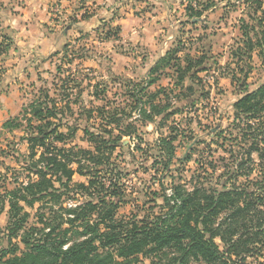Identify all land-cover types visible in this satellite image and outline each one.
I'll return each mask as SVG.
<instances>
[{
	"label": "rangeland",
	"instance_id": "1",
	"mask_svg": "<svg viewBox=\"0 0 264 264\" xmlns=\"http://www.w3.org/2000/svg\"><path fill=\"white\" fill-rule=\"evenodd\" d=\"M47 1L0 0V249L16 247L18 255L26 250L20 242L22 230L12 236L11 243L1 238L10 226L7 192L35 178L23 163L29 155L26 138L32 129L25 118L30 116L26 108L31 102H45L58 115L48 116L52 124H57L59 134L49 138L57 147L93 151V140L84 128L92 134L110 130L111 138L121 136L115 150L106 154L107 162L97 167L109 166L110 170H102L97 176L106 185L115 181L124 194L115 218L140 220L165 212L163 198L170 189L179 186L185 191L210 190L211 184L224 182L228 168L244 161L241 154L247 144L234 122L233 103L244 92L264 83V63L256 47L249 59L233 54L238 46H244L240 19L252 25V18L261 16L260 7L248 0H209L213 5L203 14L210 13V20L196 25L189 22L187 8L202 10L206 0H181L173 13L181 21L176 29L161 26L159 42L175 32L164 55L175 49L176 62L183 66L187 56L199 57L203 62L198 67L205 69L194 75L190 72L183 83H178L174 66L165 65L159 81L150 86L145 85L146 47L140 41H130L117 21L127 16L126 10L121 11L115 4H76L67 12L60 0ZM261 2L264 8V0ZM147 7L137 8L134 4L133 16H145ZM150 7L151 15H161L160 10L152 13L154 7ZM68 25L70 28L64 32ZM38 31L50 35L46 45L29 39L30 33ZM249 34L254 37L252 29ZM137 87L144 108L149 110L151 102L169 103L170 108L164 111L169 114L154 116V123L141 121L139 104L132 95ZM159 87L164 88L163 92L152 98L150 94ZM32 122L37 123L36 119ZM127 124L133 127L129 136L123 132ZM167 137L174 139L172 158L165 168V155L156 141ZM257 146L264 151V124H260ZM40 151L37 149V154ZM251 156V178L264 180V155L258 158L253 152ZM71 166L77 168L76 164ZM90 170L87 175L73 174L70 185L87 184L90 174H95L94 169ZM244 181L245 176L238 175L231 184L240 186ZM69 191L56 204L52 202L57 215L60 204L68 208L88 199ZM44 201H36L32 207L20 202L28 212L26 227L42 226L38 223L42 218L52 221ZM64 216L62 213L61 218ZM88 217L93 221L96 215L89 213ZM65 227L66 223L62 225ZM215 242L223 250L218 238ZM138 258L139 264H150L147 256L139 254ZM234 262L264 264V248Z\"/></svg>",
	"mask_w": 264,
	"mask_h": 264
},
{
	"label": "trees",
	"instance_id": "2",
	"mask_svg": "<svg viewBox=\"0 0 264 264\" xmlns=\"http://www.w3.org/2000/svg\"><path fill=\"white\" fill-rule=\"evenodd\" d=\"M248 1L260 7L261 16L253 17L255 23L252 25L240 19L244 46H238L233 54L243 60L249 59L256 47L257 55L264 63L263 3L261 0ZM204 3L206 5L202 10L188 6L190 19L200 17L213 5L209 0ZM250 29L254 37L250 36ZM174 52L175 49L167 52L152 66L145 79L146 86L156 83L165 65L174 66L178 83H183L190 72L194 75V72L205 69L198 67L203 62L199 57L187 56L184 66L177 63ZM187 89L191 90L192 86ZM163 90L159 87L150 96L154 98ZM137 93L138 87L132 95L139 104L137 111L141 121L154 123V116L162 115L163 118L169 114L164 112L170 108L169 103L151 102L148 110L142 106L143 101ZM45 105V102L35 101L26 108L30 116L25 121L32 132L26 138L29 155L23 163L33 171L35 178L7 192L10 226L1 240L11 243L12 236L22 230L20 242L26 250L18 255L16 247L1 248L0 264H139V254L147 256L150 264H236L234 259H244L264 248V180L251 178L252 153L255 152L258 158L264 155V151L257 146L260 124H264V83L255 90L244 92L233 103L234 122L247 144L241 154L244 161L228 168L224 182L211 184L210 190L194 188L185 191L179 186L170 189L163 198L167 207L165 212L140 220L115 218V210L123 202L124 194L119 192L120 188L113 183L115 181L110 180L106 185L97 176L102 170H110L109 166L97 167L107 162V156L115 150L121 136L111 138L110 130H104V134H92L84 128L93 140V151L57 147L49 140L57 134V124H52L48 118L57 114ZM173 111L176 110L171 113ZM33 119H36V124H33ZM49 126L51 128H47ZM125 127L123 132L129 136V129L133 127L131 124ZM106 135L110 137L106 138ZM56 137L59 140L62 134ZM173 139L167 137L156 141L160 152L165 155V168L172 158ZM37 149H41L38 154ZM73 164L77 165L76 169L72 168ZM90 169H94L95 174H90L87 184L79 182L70 185L73 174L87 175L91 173ZM238 175L245 176L243 184H231ZM161 187L164 190L163 185ZM71 188L73 190L69 191ZM67 191L88 199L68 208L60 204L57 215L53 205ZM43 199V203L49 205L47 209L52 221L42 218L38 222L42 226L26 227L28 212L24 211L20 202L32 207L36 201ZM61 212L65 213L64 218H61ZM89 213L96 215L93 221L89 219ZM63 219L68 227L62 228ZM216 238L222 242L223 250L215 242Z\"/></svg>",
	"mask_w": 264,
	"mask_h": 264
},
{
	"label": "crops",
	"instance_id": "3",
	"mask_svg": "<svg viewBox=\"0 0 264 264\" xmlns=\"http://www.w3.org/2000/svg\"><path fill=\"white\" fill-rule=\"evenodd\" d=\"M50 1L54 0H48L47 2L49 3ZM59 2L61 3V7L66 8L65 11L67 12L72 10V7L76 4H115L117 8L120 7L121 11L126 10L127 16H125V18H120V20L117 19V21L120 25V28L122 29L123 34H126V37L130 41H140V45L146 47V51L148 53V57L144 58V60H147L146 62L148 65L146 69V76L157 60L164 55L165 47L171 43V37H173L175 33L172 32V34H169L167 37L163 38L162 42H159L158 36L160 32L158 29L163 25H168L170 28L176 29L178 23L181 21V19L177 20V18L173 16L174 11L180 6L179 4H181V0H60ZM124 4L126 8L123 6ZM134 4L137 5V8L149 6L146 9L147 13H144L145 16H133L132 7ZM43 5L45 6L48 4ZM150 6L154 7L152 9V13H154L156 10H160L161 15H151V11L148 12V10L151 8ZM181 8H183V6ZM181 12L182 10L178 11L177 14L179 15ZM192 19L193 18H191L189 22L193 25H196L197 23L206 24L210 20V13L205 15L203 21H192ZM16 21L17 19L14 20V23H16ZM18 21L19 23L21 22L20 20ZM141 21L142 23L140 24ZM132 24L136 25V27H131ZM49 36L50 35L44 31H38L35 33H30L29 39H38L42 45H46ZM161 36L164 37L163 34ZM158 81L159 79L156 82Z\"/></svg>",
	"mask_w": 264,
	"mask_h": 264
},
{
	"label": "water",
	"instance_id": "4",
	"mask_svg": "<svg viewBox=\"0 0 264 264\" xmlns=\"http://www.w3.org/2000/svg\"><path fill=\"white\" fill-rule=\"evenodd\" d=\"M205 15L206 14H202L200 17H194L192 19V21H203L204 18H205ZM70 28V25H68L65 29H64V32H66L68 29ZM219 126V124L217 125V127Z\"/></svg>",
	"mask_w": 264,
	"mask_h": 264
}]
</instances>
